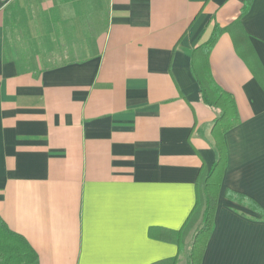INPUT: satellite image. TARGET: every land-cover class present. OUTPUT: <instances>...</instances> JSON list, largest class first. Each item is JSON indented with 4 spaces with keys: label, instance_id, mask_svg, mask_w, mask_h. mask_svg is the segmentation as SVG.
<instances>
[{
    "label": "crops",
    "instance_id": "crops-1",
    "mask_svg": "<svg viewBox=\"0 0 264 264\" xmlns=\"http://www.w3.org/2000/svg\"><path fill=\"white\" fill-rule=\"evenodd\" d=\"M245 1L0 0V217L39 264L179 254L162 237L217 159L192 55L237 20L208 61L241 121L201 264H264V0Z\"/></svg>",
    "mask_w": 264,
    "mask_h": 264
},
{
    "label": "trees",
    "instance_id": "trees-1",
    "mask_svg": "<svg viewBox=\"0 0 264 264\" xmlns=\"http://www.w3.org/2000/svg\"><path fill=\"white\" fill-rule=\"evenodd\" d=\"M252 3L253 0L245 1L242 15L247 13ZM234 25L240 26V20L227 28L215 26L210 39L196 48L192 55V69L201 86L202 102L206 106L219 111L212 128L213 146L217 159L210 169L205 165L202 166L196 184V203L182 228L177 232H172L173 237H162V239L178 245L179 254L175 258L166 259L155 264H178L190 236L192 239L189 244L187 264H201L206 246L214 230L219 195L225 169L228 165L225 134L239 125L241 119L234 96L222 90L212 79L208 61L212 49L221 35L231 31ZM227 195L233 200H240L241 202L245 198V196H237L238 194L231 192H227ZM246 200L250 202L252 208L263 212L256 202L247 197ZM0 264H39V256L28 240L13 231L1 217Z\"/></svg>",
    "mask_w": 264,
    "mask_h": 264
},
{
    "label": "rangeland",
    "instance_id": "rangeland-1",
    "mask_svg": "<svg viewBox=\"0 0 264 264\" xmlns=\"http://www.w3.org/2000/svg\"><path fill=\"white\" fill-rule=\"evenodd\" d=\"M34 15L33 16H35V13H33ZM192 239V237H190L189 238V240L188 241H190ZM188 250H189V246L188 245H186V248H185V250H184V252H183V256H182V259H183V262L185 261V259H187V257H188ZM183 264V263H182Z\"/></svg>",
    "mask_w": 264,
    "mask_h": 264
}]
</instances>
